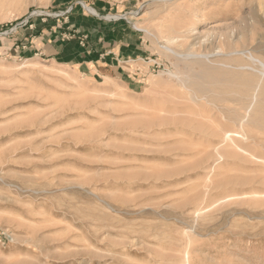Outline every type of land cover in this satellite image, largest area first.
<instances>
[{
  "label": "rangeland",
  "instance_id": "1",
  "mask_svg": "<svg viewBox=\"0 0 264 264\" xmlns=\"http://www.w3.org/2000/svg\"><path fill=\"white\" fill-rule=\"evenodd\" d=\"M259 43L264 0H0V264H264V92L232 122L187 64Z\"/></svg>",
  "mask_w": 264,
  "mask_h": 264
},
{
  "label": "bare ground",
  "instance_id": "2",
  "mask_svg": "<svg viewBox=\"0 0 264 264\" xmlns=\"http://www.w3.org/2000/svg\"><path fill=\"white\" fill-rule=\"evenodd\" d=\"M83 5L88 10H91L90 12H93L94 14H96L94 10L88 8L85 4ZM135 26L139 29H142V27L139 24H135ZM154 37L156 38V36ZM175 39L176 38H169L165 41L166 45L161 47L164 53L173 54V55L176 54L175 49H173V46L177 43V39L176 41ZM256 48L257 50L264 51V44L259 43ZM239 52L240 51H236V53H239ZM251 58H254V56H252ZM255 61L257 60L253 59L254 63ZM187 64L189 65V67H194V65L199 67V72L194 74L192 79H190L193 82L194 86H197L195 90H191V95L189 94L190 101L198 105L200 101L206 100L208 101L209 105L211 104V106L218 108V114L221 117L228 119V120H232V122L234 121L235 123L239 124L243 120L240 115V109L236 108L239 104H242L245 101L254 99L258 88L260 90L262 89L264 92L263 83L261 84V81L263 80L261 79L262 77H259L261 74H259L258 76L255 74L244 75L242 77L241 82L236 83L234 82L235 80L233 78L235 76L234 74H230V78H228V74H225V75L217 74L216 71H213V69L211 70L210 68L207 67L206 62L199 61L195 64H193L192 62L187 63ZM262 72L264 75V63L262 66ZM213 89H220L223 92H220L217 94L216 90H213ZM187 96H188V93H187ZM242 105H245V104H242ZM241 109H244V108H241ZM216 118L213 117L212 119H216ZM221 134L223 135V138H222L223 142L231 143L230 148L234 149V151L236 150L244 151L245 150L240 146L239 142H237L234 139L235 137L233 138L232 137L233 135L232 136L230 135V132L222 131ZM248 135H249V138L252 139L255 143L259 142L258 134L249 133Z\"/></svg>",
  "mask_w": 264,
  "mask_h": 264
},
{
  "label": "crops",
  "instance_id": "3",
  "mask_svg": "<svg viewBox=\"0 0 264 264\" xmlns=\"http://www.w3.org/2000/svg\"><path fill=\"white\" fill-rule=\"evenodd\" d=\"M35 42H33L32 44H30V48L32 47V45L34 44ZM24 48V47H23ZM26 48V47H25ZM39 50V49H38Z\"/></svg>",
  "mask_w": 264,
  "mask_h": 264
}]
</instances>
